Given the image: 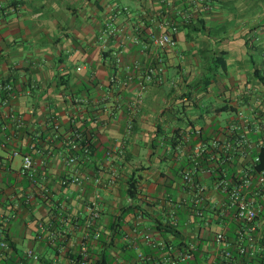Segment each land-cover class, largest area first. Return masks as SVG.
<instances>
[{
    "label": "crops",
    "instance_id": "1",
    "mask_svg": "<svg viewBox=\"0 0 264 264\" xmlns=\"http://www.w3.org/2000/svg\"><path fill=\"white\" fill-rule=\"evenodd\" d=\"M183 1L167 0L169 15L177 22L191 14L192 23L180 26L175 50L161 53L163 83L148 85L131 114L138 91L134 65L153 61L149 39L166 9L160 0H0V82L14 89L7 106L0 93V211L10 218L6 237L13 247L0 264L22 260L27 250L39 256V264L76 251L94 177L102 182L97 192L103 224L101 244L90 248L92 263L101 259L104 244L111 264H133L138 252L151 253L138 236L136 248H126L123 236L135 227L176 244L201 234L198 261L186 264L212 262L208 246L217 233L234 248L243 227L213 188L220 155L207 151L198 159L206 229L186 224L183 201L189 194L181 176L193 163L195 145L233 142L244 134L251 150L233 153L222 165L228 178L246 170L258 145L264 147V0H211L202 6ZM139 19L135 43L132 29ZM108 24L116 32L102 43ZM238 112L245 122L237 120ZM7 114L20 117L22 126L16 128ZM75 132L91 145L81 168L91 179L81 187L62 186L70 174L65 142ZM113 147L123 154L110 159L106 151ZM26 155L35 183L19 173ZM130 185L136 189L132 198ZM170 206L180 228L161 236L157 226L167 221ZM127 209L119 239L112 241L106 224Z\"/></svg>",
    "mask_w": 264,
    "mask_h": 264
},
{
    "label": "built area",
    "instance_id": "2",
    "mask_svg": "<svg viewBox=\"0 0 264 264\" xmlns=\"http://www.w3.org/2000/svg\"><path fill=\"white\" fill-rule=\"evenodd\" d=\"M186 1V0H185ZM165 6V13L162 14L158 22V33L152 34L149 39L150 47L153 49V61L149 65H134L137 71V87L135 101L132 103L131 114L137 110L138 101L143 91L148 85H161L163 83L164 62L162 52L165 50H175L177 41L175 38L180 26L190 24L192 15L184 14L180 21H175L174 17L169 15L170 3L167 0H160ZM204 0H187V3L202 5ZM126 9H123L125 11ZM142 18V17H141ZM144 19V18H143ZM178 20V19H177ZM143 25L142 19H139L132 31L135 33V43H139L138 35L140 27ZM116 29L111 24L106 25L104 32L99 40L104 43L109 37H112ZM121 59L118 55L115 63H120ZM13 85L9 82H0V93L3 96L1 105L7 106L8 100L13 93ZM11 120L16 128L22 126L20 117L7 114L5 116ZM237 120L245 122L243 112L236 114ZM58 127L55 126L54 130ZM131 125H128V130ZM233 132L234 128L232 129ZM88 142L84 136L78 132L73 133L65 142L67 156L64 159L65 166L69 169V176L65 177L60 183L62 186L76 185L83 186L89 181L86 175L81 172L82 164L89 158ZM263 143L258 145V149L263 147ZM251 146L244 134L237 135L233 142H220L218 140L209 141L208 145L198 144L193 148V163L189 169H186L181 176L182 183L189 196L183 201L186 211V224L192 227H200L206 229L209 222L206 219V188L198 182V172L200 170L199 158L204 153H214L215 156L220 155V163L217 162L214 167L216 170L225 163L232 160L233 153L240 151H250ZM123 151L121 148L113 147L106 151V157L113 159L114 156H121ZM212 159V158H211ZM210 159V160H211ZM213 160V159H212ZM259 157L254 156L249 167L238 176L228 178L222 172L217 175L213 182V188L216 192L222 194L225 198L224 209L230 214L231 219L241 225L235 233L234 248L229 247V242L222 233L213 236L208 248L214 253V258L209 264H247L249 262L257 263L259 259L264 261V166L257 170ZM214 169V168H213ZM215 170V169H214ZM210 172V170H208ZM21 176L29 177L34 181V167L30 156L22 157V166L19 171ZM101 177L92 179L93 194L88 200L85 214L81 215L82 226L81 234L78 242V249L74 252L64 254L62 260L54 259L49 264H92L90 256V248L93 245L101 244V210L100 195L97 189L102 184ZM41 191L47 195V191L40 185ZM47 197V196H44ZM182 204V203H181ZM167 225L173 231L180 228V216L174 207H169L167 212ZM63 221V220H62ZM66 221V220H65ZM64 221V222H65ZM10 222L9 216L0 211V259L5 260L7 253L10 251L9 243L6 238V227ZM73 226H77L78 218L71 221ZM139 237L142 243L151 250V253L138 252L135 256L133 264H186L193 259L201 249L202 235L198 232L191 235L190 239H186L178 244L161 238H155L147 232L139 230L135 227L129 234L123 236L127 249H134V239ZM62 238V235H59ZM31 262L40 263V258L32 250L24 252L22 260L16 264H24ZM208 264V263H207Z\"/></svg>",
    "mask_w": 264,
    "mask_h": 264
},
{
    "label": "trees",
    "instance_id": "3",
    "mask_svg": "<svg viewBox=\"0 0 264 264\" xmlns=\"http://www.w3.org/2000/svg\"><path fill=\"white\" fill-rule=\"evenodd\" d=\"M209 1H211V0H204L202 5L207 4ZM183 2L187 3V0L186 1L184 0ZM187 8L189 9L190 7H187ZM162 14H164V10H163ZM190 24L184 25V27L186 28V27L190 26ZM87 145H88V148H89V151H90V153H89V158H90V155L92 153V149H91V145H90L89 142H88ZM255 156L259 157V163L257 165V170H258V169H261L264 166V147L259 149V151L255 154ZM224 170H225V168L220 166V168L218 170H215V171L218 173V175H221ZM135 193H136L135 185H130L128 187V190H127V195L132 198V197H134ZM128 211H129V209L123 211V213L120 216H116V217L112 218L109 221V223L106 224L107 225V231H109L112 234V241L115 240V238L119 239V233H120L119 232V228L121 226V217L125 213H127ZM100 224H103V223H100ZM159 226L160 225L157 226V229H158L159 233L161 234V236H164L166 234H175V232H176V231H173L171 228H169L167 225H162L161 227H159ZM113 245L115 246V244H113ZM113 245H112V242H111L110 246L112 247ZM9 247L13 248L11 246V244H9ZM102 248L103 249H102V253H101V259L95 261V263H92V264H111L110 256H109V254H107V249H109L108 246H106V244H104L102 246ZM196 257L197 256L195 255V261L197 262L198 260L196 259ZM7 261H9V260H6V262ZM7 264H16V262L14 263V262L11 261V262H8ZM247 264H264V261L259 259V261L257 263H254V262L251 261V262H249Z\"/></svg>",
    "mask_w": 264,
    "mask_h": 264
}]
</instances>
